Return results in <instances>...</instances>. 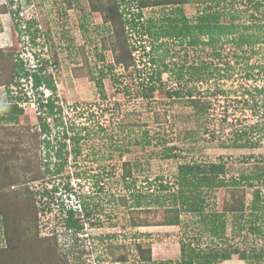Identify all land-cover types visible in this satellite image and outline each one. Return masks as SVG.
I'll return each mask as SVG.
<instances>
[{
  "label": "rangeland",
  "instance_id": "1",
  "mask_svg": "<svg viewBox=\"0 0 264 264\" xmlns=\"http://www.w3.org/2000/svg\"><path fill=\"white\" fill-rule=\"evenodd\" d=\"M119 1H125L120 4L125 17L136 23L125 26L126 43L132 47L135 60L128 68L115 62L113 32L102 14L90 9L89 0H0V48L10 61L20 60L26 69L45 61L44 73L52 77L55 91L41 86V94L43 98L53 96L60 106L68 135L74 131L80 135L76 144L66 140V162L54 173V163L59 161L54 151L50 148L47 152L44 145L35 142L40 112L31 77L16 78L18 83L9 90L0 86L3 149L10 153H18L17 148L29 150L18 164L23 165L28 155L48 164L49 172L43 178L24 179L22 183L35 193L40 209L39 235L58 234V250L66 264H160L179 258L181 241L201 247L224 245L204 229L200 214L183 207L180 224H159L163 212L154 199L162 191L177 189L181 163L223 162L225 173L220 177L225 179L264 171V44L237 48L231 42L217 41L212 47L205 44L208 36L196 31L192 32L200 37L196 44L188 43L191 34L177 37L159 33L167 27L166 17L177 20L183 14L194 24L202 0L142 9L136 0ZM221 6L224 13H240L236 22L248 25L249 31H257L255 25L264 23V7L260 12L247 0L223 1ZM177 22L178 26L183 24ZM200 66L196 76L191 74L193 67ZM215 66L224 76H208ZM180 71L182 77L178 76ZM173 90L184 94L169 97L167 92ZM15 97L21 98L18 105L23 111L15 121L6 120L5 107L15 102ZM46 122L51 127L48 137L54 142L57 129L52 118ZM242 129L256 140L254 147L232 146L240 143L235 136ZM145 130L150 137L148 145L142 138ZM165 147H171L175 156L165 157ZM243 185L247 208L238 223L239 217L236 221L234 215L226 214L223 239L227 244L264 250V176L252 186ZM255 188L259 190L256 212L263 217L260 235L249 230L254 220ZM224 193L222 187L207 193L203 212L220 211ZM138 194L142 195V206L134 208ZM68 209L82 223L81 229L65 227ZM132 218L153 224L131 226ZM139 243L150 246V261L141 258L136 248ZM119 255L125 259L115 260ZM219 264L247 263L232 256Z\"/></svg>",
  "mask_w": 264,
  "mask_h": 264
},
{
  "label": "trees",
  "instance_id": "2",
  "mask_svg": "<svg viewBox=\"0 0 264 264\" xmlns=\"http://www.w3.org/2000/svg\"><path fill=\"white\" fill-rule=\"evenodd\" d=\"M136 1L138 9L148 6L180 5L188 2H195V0ZM223 1L231 2L234 0H202L201 13L196 16V22L194 24L188 23L183 14L181 18L177 19L179 22L183 23L181 26H178L176 19L166 17L168 21L167 27L161 28L158 31L161 35L177 37H185L191 34L192 38L188 41L189 44L198 43V38L200 37L192 34V32L196 31L201 36L207 35L208 40L205 44L212 47H215L217 41L224 43L231 42L237 48H242L243 44H247L250 47L254 44H264V23L255 25L257 31H249L248 25L236 22V20L241 18L240 13L236 11H225L224 13L223 10L225 9L222 6L219 7ZM122 2L125 1H121V3ZM247 2L252 3V7L260 12V8L264 7V0H247ZM121 3L119 0H89L90 9L102 14L104 21L109 23L111 32H113L112 37L115 38L116 46H113V50H117L114 57L115 62L121 64L124 68H128L135 64V60L132 47L130 46L129 48L126 43L127 36L125 34V26H127V24L135 26L136 23L133 19L129 20L125 17L126 13L120 7ZM12 12L13 14H17V12ZM137 16H141V13L138 12ZM224 16H227L226 21H223ZM16 24L18 25V23ZM23 30L21 29V31ZM155 35H158V32H155ZM214 54L217 53L214 51ZM19 61L20 60L10 61L8 53L0 48V70H3L2 72L0 71V86L3 85L9 90L10 86L14 83H18L16 78L20 76L23 78L31 77V88L39 96L35 103L37 104L38 112H40L38 114V119L40 120L39 137H35V142L36 145H44L47 152H49L50 148V150L54 151L59 161L54 163L53 172L58 173L66 162V140L76 144L80 135L75 131L71 135H68V128L65 129L63 124L60 106L56 103L55 99H53V96L43 98L41 94V86H46L48 89L55 91L52 77L44 73L47 69V64H43L45 61L41 62L40 65L36 64L30 67L31 69H26L23 63ZM55 61L56 59H54L53 63H55ZM199 69H201V66L193 67V72L191 74L196 76ZM213 69L214 72L208 73V76H212L213 74L224 76L222 75L223 73H220L221 69L219 67L215 66ZM227 69L228 68H224V71H227ZM178 76L182 77L183 73L180 71ZM153 89V87H150L149 91L152 92ZM246 92L247 90L245 93ZM182 94L184 93L180 90L167 92L169 97H180ZM187 94L190 95L191 92L187 91ZM15 100V102L5 107L8 114L6 117H3L4 119L15 121L18 114L23 111V108L18 105L21 98L15 97ZM190 102L195 103V99H192ZM41 113L44 115H40ZM48 118H52L53 127L57 129L54 135V142L50 141L48 137V134L51 132V127L49 123L46 122ZM72 126L73 125H70V127L68 126L69 129H72ZM251 129L252 127H250L249 132H251ZM262 130H264V127L261 128V131ZM142 138L145 144L148 145L150 143L147 130L142 134ZM235 140L240 142L233 143L232 146L235 147H254L256 143L255 139L247 135V130L245 129H242V131L235 136ZM3 146V141L0 139V229L2 230L1 233L4 241V244L0 245V264H66L67 261L65 256L58 250V234L52 232L51 235H39L38 213L40 209L34 199L35 193L30 190L26 184L22 183L24 179H26V181H33L43 178L46 173L49 172L48 164L43 163L41 158V160L39 159L37 161V158L33 159V157L29 155L24 157L25 161L23 165L18 164V160L21 159L24 153L29 154V150H19L17 148L16 150L19 151L18 153L15 151L10 153L6 149H3ZM47 156L49 157V154ZM164 156L167 158L175 156L171 151V147H165ZM224 166L223 162H209L203 164L197 162L181 163L178 166L177 172V189L165 191L164 193L162 191V194L154 199L156 206L160 207L163 212L162 221L159 224H180V210L183 207L186 208L187 211L200 214V221L204 229L208 230L212 237L222 241L224 245H208L201 247L192 245L186 241H181L179 258L176 261H162L160 264H219L220 262L231 259L232 256H237V258L245 260L247 264H252V262L256 264L258 261L264 262L263 247L260 249H257L253 245L240 247L238 245L227 244L225 241L226 239H223V235L225 236L226 231V214L234 215L236 221L239 217L238 223L240 219L243 218V213L247 208V192L243 183L245 182L248 186H252L254 180L263 178L264 171H262V174L251 173L249 175H242L239 178L225 179L220 177V175L225 173ZM17 184L19 186H21V184L24 185H22V187H17L18 189L12 187ZM160 186L162 188L165 187L163 184ZM128 187H130V185ZM221 187L224 188L225 193L220 211L204 213L203 203L205 201V195H207V193H213L214 190ZM258 193L259 190L257 188L252 191V214L254 215V220L249 224L250 232L255 235H260L263 232L260 226L263 222V217L256 212L259 210ZM141 198V194L135 195L133 201L135 202L133 203L134 208H140L142 206L140 205ZM83 207L86 209L85 204H83ZM66 212L67 215L64 219L65 227L74 229L75 231L81 229L82 223H80L79 219L74 217V211L68 209ZM85 214L88 215V212ZM148 222L149 221L146 219L135 220L132 218L130 225L139 226L153 224ZM241 224L243 225V223ZM239 230H241V228H239ZM136 248L143 260L147 262L151 260V249L148 244L143 247V245L139 243L136 245ZM119 259L124 260L125 257L119 255L115 258V260Z\"/></svg>",
  "mask_w": 264,
  "mask_h": 264
},
{
  "label": "crops",
  "instance_id": "3",
  "mask_svg": "<svg viewBox=\"0 0 264 264\" xmlns=\"http://www.w3.org/2000/svg\"><path fill=\"white\" fill-rule=\"evenodd\" d=\"M226 261H229V260H225V262H226Z\"/></svg>",
  "mask_w": 264,
  "mask_h": 264
}]
</instances>
